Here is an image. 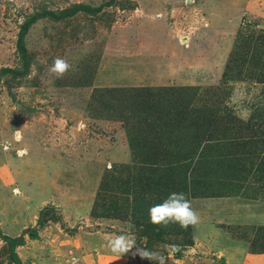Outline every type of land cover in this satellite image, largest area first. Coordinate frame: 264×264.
Instances as JSON below:
<instances>
[{
  "label": "rangeland",
  "instance_id": "rangeland-1",
  "mask_svg": "<svg viewBox=\"0 0 264 264\" xmlns=\"http://www.w3.org/2000/svg\"><path fill=\"white\" fill-rule=\"evenodd\" d=\"M171 192L197 225L149 222ZM121 234L264 260V0H0V264H157Z\"/></svg>",
  "mask_w": 264,
  "mask_h": 264
},
{
  "label": "clouds",
  "instance_id": "clouds-1",
  "mask_svg": "<svg viewBox=\"0 0 264 264\" xmlns=\"http://www.w3.org/2000/svg\"><path fill=\"white\" fill-rule=\"evenodd\" d=\"M70 68V65L61 58H56L49 67L50 75L55 78H61ZM15 194H19V189L14 190ZM149 222L152 225L166 227L169 223H175L180 228L187 230L189 226H195L199 223L200 217L192 209L191 202L186 198L183 192H171L167 198L161 203L155 204L148 209ZM135 238L130 235L121 234L110 239L107 248L119 257L131 253L133 259L137 256L141 260L156 261L157 264H167V259L160 251H149L143 247H136ZM165 251L170 255L180 251L179 245H164Z\"/></svg>",
  "mask_w": 264,
  "mask_h": 264
},
{
  "label": "trees",
  "instance_id": "trees-1",
  "mask_svg": "<svg viewBox=\"0 0 264 264\" xmlns=\"http://www.w3.org/2000/svg\"><path fill=\"white\" fill-rule=\"evenodd\" d=\"M23 28H24V27H23ZM24 29H25V28H24ZM17 46H18V48H20V50L23 51V49H22V45H20V44L18 43ZM1 70H2V69H1ZM137 203H138V201L134 203V204L136 205L137 212H142V208H143V206L140 205V203H139V204H137ZM218 262H219L220 264H224L222 258H219Z\"/></svg>",
  "mask_w": 264,
  "mask_h": 264
},
{
  "label": "crops",
  "instance_id": "crops-1",
  "mask_svg": "<svg viewBox=\"0 0 264 264\" xmlns=\"http://www.w3.org/2000/svg\"><path fill=\"white\" fill-rule=\"evenodd\" d=\"M250 255V254H249ZM257 254H254V256H256ZM261 255V254H260ZM252 256H253V254H252ZM242 260H244L243 258H242ZM245 261H243V263H244ZM251 262H253V264H264V260H262L261 258L259 259V258H257V257H253V260H251L250 262H248V264H250ZM241 264H242V262H241Z\"/></svg>",
  "mask_w": 264,
  "mask_h": 264
}]
</instances>
